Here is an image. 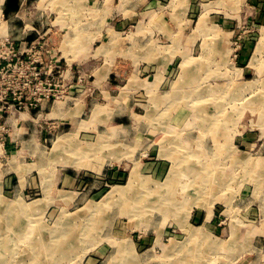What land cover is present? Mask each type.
<instances>
[{"label":"rangeland","instance_id":"374dc122","mask_svg":"<svg viewBox=\"0 0 264 264\" xmlns=\"http://www.w3.org/2000/svg\"><path fill=\"white\" fill-rule=\"evenodd\" d=\"M26 1L17 34L56 32L43 42L80 62L81 81L54 105L25 113L20 147L0 160V220L19 206L20 230L9 235H22L0 264H259L264 0ZM1 25L12 34L15 24ZM57 142L72 152L54 154ZM134 168L141 178L132 186ZM142 194L152 201L144 197L139 217L129 199ZM63 232L79 235L71 255L31 250Z\"/></svg>","mask_w":264,"mask_h":264},{"label":"built area","instance_id":"2783aa9c","mask_svg":"<svg viewBox=\"0 0 264 264\" xmlns=\"http://www.w3.org/2000/svg\"><path fill=\"white\" fill-rule=\"evenodd\" d=\"M18 2V10L6 15L3 12L7 3L5 0L0 15L1 24H15L12 36L8 29L4 32L3 25L0 24L1 161L5 159V155H11L20 147L18 127L24 122L23 114L26 113L31 117L36 115V112L54 105L81 81V73L76 70L80 62H68L57 44L53 48L47 42H43L45 38L55 39L56 32L52 31L51 34L37 32L33 38H30L24 27L20 28L17 34V18H22L20 16L22 11L31 9L26 0H18ZM54 23L55 21H51L52 26ZM46 119L51 120V118ZM52 121L50 125L56 129V122L54 119Z\"/></svg>","mask_w":264,"mask_h":264},{"label":"bare ground","instance_id":"6f19581e","mask_svg":"<svg viewBox=\"0 0 264 264\" xmlns=\"http://www.w3.org/2000/svg\"><path fill=\"white\" fill-rule=\"evenodd\" d=\"M0 1H2V0H0ZM74 1V0H73ZM75 2V1H74ZM1 3H3V1L1 2ZM205 21V20H204ZM203 21V22H204ZM202 22V23H203ZM204 24V23H203ZM196 30V29H195ZM6 31H7V29H6ZM199 33H200V31H199ZM200 34H202V33H200ZM263 44V43H262ZM134 45V44H133ZM140 46V45H139ZM142 47V46H141ZM136 48V47H135ZM140 48V47H139ZM263 51V50H262ZM257 56H259V55H257ZM260 58V57H259ZM186 60H188V59H186ZM255 60V59H254ZM258 60V59H257ZM256 63V62H255ZM254 65V64H253ZM259 65V64H258ZM255 67H258V66H255ZM153 95V94H152ZM182 102V101H181ZM57 103V102H56ZM185 103V102H184ZM60 109V108H59ZM204 109V108H203ZM175 111H180V112H182V109H180V108H176L175 109ZM175 113V112H174ZM24 115V114H23ZM169 115V114H168ZM167 115V116H168ZM215 115H213V117H214ZM213 117H212V119H213ZM190 118H192V117H190ZM213 121V120H212ZM182 124H184V126L185 125H187L188 123H187V121H184V123L182 122L181 123V125ZM161 125V124H160ZM162 125H164V126H162V127H166L167 125H166V123H164L163 124V122H162ZM174 126H176V125H174ZM171 129V128H170ZM171 130H173V129H171ZM173 133V132H172ZM60 139H64V137L63 138H60ZM102 139V138H101ZM164 140H162L164 143H165V141H167V143H170L172 140L170 139H167L166 137L165 138H163ZM175 140H176V142H175ZM174 140V142L177 144V141H179V140H177V138ZM196 140H199L198 138H196ZM103 141V140H102ZM59 142V141H58ZM58 142H57V147H55V149L53 150L54 151V154L55 153H57V152H59V151H61V148H64V151H68V152H72L71 151V149L69 148L68 150L67 149H65L66 148V145H63L62 144V142L61 143H59L58 144ZM67 142H69V140L67 141ZM181 142V141H180ZM172 143V142H171ZM170 143V144H171ZM98 144V143H97ZM184 144V143H183ZM183 144H181L182 146H184ZM102 145H103V143H102ZM56 146V145H55ZM97 146V145H96ZM177 146V145H176ZM72 147H74V146H72ZM164 147V146H163ZM163 147H161V148H163ZM185 147V146H184ZM165 148V147H164ZM187 148V147H186ZM74 149V148H73ZM90 149V148H89ZM177 149H178V147H177ZM185 149V148H184ZM189 149V148H188ZM101 150V149H100ZM167 150H168V147H167ZM75 151L73 150V156H76L75 154L76 153H78L77 151L74 153ZM170 156V155H169ZM79 158V157H78ZM77 159V158H76ZM118 159V158H117ZM77 162V161H76ZM178 162V161H177ZM64 163H65V161H64ZM176 163V162H175ZM66 164V163H65ZM100 164V163H99ZM74 165V164H73ZM174 165V164H173ZM177 165V164H176ZM187 166H189V165H187ZM75 167V166H74ZM174 167V166H173ZM190 167H191V165H190ZM92 168V167H91ZM175 168V167H174ZM180 168V167H179ZM187 169V168H186ZM172 170V169H171ZM179 170V169H178ZM180 171V170H179ZM183 173V172H182ZM182 173L180 172L179 173V175H178V177L180 176V175H182ZM192 173H195V174H197V172L196 171H193L192 170ZM200 173V172H199ZM170 174V173H169ZM184 174V173H183ZM187 174V173H186ZM199 175V174H198ZM213 175V174H212ZM174 176V175H173ZM194 176V175H193ZM130 177V176H129ZM139 177L141 178V176H140V174L137 172V169L136 168H134L133 169V171H132V173H131V177H130V180H131V183H132V186H133V183H134V185L136 184V183H139L140 181V179H139ZM168 177V176H167ZM171 177V176H170ZM215 177V176H214ZM173 178H175V177H173ZM192 178H194L195 179V177H192ZM200 178V177H199ZM172 179V178H171ZM181 179V178H180ZM179 179V180H180ZM212 178L210 177V176H208V177H204V178H200V180H201V182L203 181L204 183H210V180H211ZM218 179V178H217ZM216 179V180H217ZM257 179V178H256ZM167 180H168V178H167ZM176 179H174V181H175ZM197 180V179H196ZM255 180V179H254ZM172 181H173V179H172ZM260 181V180H259ZM177 182V181H176ZM200 182V181H199ZM200 182V183H201ZM216 182V181H215ZM219 182V181H218ZM22 183V182H21ZM129 183V182H128ZM199 183V184H200ZM174 183H172V185H173ZM219 184V183H218ZM253 184H255V185H257L256 183H253ZM146 183L144 182V183H142V184H140V187H145L146 188ZM169 185V184H168ZM179 185V184H178ZM177 185V186H178ZM200 185H202V183L200 184ZM211 185V184H210ZM21 186V185H20ZM131 186V187H132ZM156 186H159V185H156ZM180 186V185H179ZM116 187V186H115ZM129 187H130V185H129ZM204 187V186H203ZM258 187V186H257ZM125 188V187H124ZM135 188V186L133 187V189ZM144 188V189H145ZM152 188V187H151ZM190 188V187H189ZM199 188V187H198ZM210 188V187H209ZM122 189V188H121ZM133 189H130V191L132 192V190ZM147 189H149V188H147ZM173 189V188H172ZM208 189V188H207ZM113 190V189H112ZM117 190V189H116ZM154 190V189H153ZM167 190H171V188H169V189H167ZM176 190H177V188H176ZM123 191H125V189L123 190ZM123 191L121 192V193H119L118 195H120V196H123V200L124 201H127V199L128 198H126V197H124V194H126V193H129V191L128 192H124L123 193ZM163 191V190H162ZM188 191V190H187ZM144 192V191H143ZM171 192H172V190H171ZM170 192V193H171ZM167 193V192H166ZM175 193V192H174ZM197 193V192H196ZM206 193V192H205ZM204 193V194H205ZM152 194V193H151ZM209 194H210V192H209ZM147 195V194H146ZM150 195V194H149ZM167 195V194H166ZM200 195V194H199ZM151 196V195H150ZM175 196V195H174ZM187 196H188V194H187ZM209 196V195H208ZM106 197H108V195L106 196ZM117 197V196H116ZM144 197L146 198L145 199V202H151L152 200V198H150V197H147V196H145V195H140V196H136V197H134V198H131V199H129V203H130V201L132 202V206H131V209H132V212L133 211H136L135 213H137V215L140 217H142V214H143V212L145 211V210H147V209H144L145 207H143V205L141 204L143 201H144ZM152 197V196H151ZM165 197V196H164ZM163 197V198H164ZM189 197V196H188ZM199 197V196H198ZM194 198V197H193ZM192 198V199H193ZM202 198H204V197H202ZM211 198V197H210ZM107 199V198H106ZM108 199H109V197H108ZM107 199V200H108ZM122 199V198H121ZM120 199V200H121ZM170 199V198H169ZM133 200V201H132ZM143 200V201H142ZM173 200V199H172ZM202 200V199H201ZM41 201H43V200H41ZM161 201H163V199L161 198V200H160V202ZM191 201V200H190ZM2 202V201H1ZM201 202V201H200ZM3 203V202H2ZM37 203H40V202H35V203H33L32 205H36ZM98 203H100V202H98ZM182 203V202H181ZM209 203V202H208ZM10 204V203H9ZM14 204H16V203H14ZM95 204V203H94ZM117 204V203H116ZM123 204H124V202H123ZM162 204H163V202H162ZM99 205V204H98ZM106 205H108V204H106ZM105 205V206H106ZM180 205H182V204H180ZM202 205V204H201ZM8 206H10V205H8ZM23 206V205H22ZM117 206V205H116ZM4 207H6V206H4ZM18 207L19 206H16V207H12L11 209H5L4 211H6V212H8V215L6 216L7 217V219H6V223H3V221L4 220H0V226H4L3 224H6L3 228H0V234H2V236L0 237V263H3V262H5V260H7L6 258H8L7 257V255L10 253V254H13V253H15V250L17 249V248H14V246H15V244H14V241L17 239H22V238H20L19 236H21L22 237V235L21 234H19V236H16L15 238L14 237H11L12 235H9V233H12V232H14V233H16L18 230L17 229H19L18 228V226H21V224H13V220H15V221H17V223H18V219L20 218L19 216V218H17V212H18ZM94 207V206H93ZM109 207V205L107 206V208ZM112 207V206H111ZM157 207H158V205H157ZM8 208V207H7ZM35 208H36V206L35 207H30V206H23V208H22V210L23 211H25L24 213H26V211L28 212V213H31V212H34L35 211ZM97 208V207H96ZM106 208V209H107ZM115 208V207H114ZM173 208H175V207H173ZM183 208V207H182ZM181 208V209H182ZM186 208V207H185ZM188 208V207H187ZM2 209H3V206H2ZM39 209V208H38ZM41 209V208H40ZM83 209V208H82ZM88 209V208H87ZM109 209H110V207H109ZM129 209V208H128ZM143 209H144V211H143ZM153 209H155V208H153ZM91 210V209H90ZM97 210V209H96ZM152 210V209H151ZM156 210H157V208H156ZM158 210H160V208L158 207ZM143 211V212H142ZM188 211V210H187ZM147 212V211H146ZM146 212H145V214H146ZM182 212V211H181ZM185 212V211H184ZM5 213V212H4ZM12 213V214H11ZM105 213V212H104ZM186 213H188V212H186ZM19 214H20V212H19ZM100 214V213H99ZM128 214H130V213H128ZM173 214V213H172ZM189 214V213H188ZM188 214H187V216H188ZM3 215V214H2ZM146 215H148V214H146ZM165 215V214H164ZM91 216V215H90ZM174 216V215H173ZM22 217V216H21ZM129 217V216H128ZM182 217H183V215H182ZM181 217V218H182ZM117 218V217H116ZM115 218V219H116ZM0 219H3V216H1L0 217ZM80 219V218H79ZM84 219V218H83ZM90 219H91V217H90ZM147 219V218H146ZM149 219V218H148ZM147 219V220H148ZM8 220V221H7ZM111 220V219H110ZM76 221H77V219H76ZM86 221H87V219H86ZM97 222V221H96ZM95 222V223H96ZM103 222V221H102ZM102 222H101V224H102ZM184 222V221H183ZM93 223V222H92ZM103 223H106V222H103ZM115 223V222H114ZM69 224V223H68ZM97 224V223H96ZM98 224H100V222L98 223ZM111 224V223H110ZM181 224V223H180ZM184 224V223H183ZM86 225V224H85ZM107 225H109V224H107ZM114 224H112V226H113ZM185 225V224H184ZM83 226V225H82ZM81 226V227H82ZM90 226H91V224H90ZM111 226V225H110ZM112 226H111V228H112ZM64 228V227H63ZM88 228H89V226H88ZM95 228V227H94ZM84 229V228H83ZM95 229H97V227L95 228ZM106 229V228H105ZM20 230V229H19ZM84 231V230H83ZM87 231H88V229H87ZM42 232H43V230H42ZM82 232V231H81ZM103 232V231H102ZM4 233V234H3ZM64 233V232H63ZM84 233V232H83ZM24 234V233H23ZM25 234H26V232H25ZM42 234V233H41ZM68 234V233H67ZM66 233H64L62 236L60 235L59 236V239H58V242L56 243V244H54L53 245V243L52 242H47V241H45V238L43 239V241H42V239H41V244H35V243H32V244H30L31 245V247H32V249L31 250H34V253L35 252H37V256H39V255H41L40 253L41 252H39L40 250V248H42V250H46V249H49V248H51V249H49V250H46L47 251V255H62L63 257L64 256H69V255H71L72 254V252L74 251V245H76L77 244V241H74V240H76V239H78L79 238V235H77L76 233H74V232H72L71 234H70V237H69V235H67ZM81 234V233H80ZM87 234H88V232H87ZM86 234V235H87ZM74 235H75V238H74ZM85 235V236H86ZM30 236V235H29ZM84 236V237H85ZM89 236V235H88ZM42 237H44V236H42ZM56 237V236H55ZM77 237V238H76ZM92 237L93 236H91V240H92ZM39 238V237H38ZM71 238H74V239H71ZM105 238V237H104ZM116 238V237H115ZM25 239H27V237L25 238ZM55 239V238H54ZM80 239V238H79ZM102 238H100L99 240H101ZM37 240V239H36ZM35 240V241H36ZM26 241V240H25ZM28 241H29V239H28ZM93 241V240H92ZM92 241H91V243H92ZM119 241V240H118ZM95 242V241H94ZM27 243V242H26ZM30 243V242H29ZM97 243H101V242H97ZM115 243H117L116 241H115ZM83 244V243H82ZM87 245H88V243H87ZM89 245H91L90 243H89ZM93 245V244H92ZM115 245H117V244H115ZM20 245L18 244V245H16V247H19ZM129 246V245H128ZM94 247V246H93ZM115 247V246H114ZM129 247H131V246H129ZM215 247V246H214ZM124 248V247H123ZM37 249V250H36ZM90 249V248H89ZM125 249V248H124ZM30 250V251H31ZM128 250H132L131 248L130 249H128ZM120 251V250H119ZM122 252V251H121ZM130 253V252H129ZM128 253V254H129ZM26 254V253H25ZM44 254V253H43ZM119 254V253H118ZM135 254V253H134ZM119 255H121V254H119ZM125 255V254H124ZM131 255V254H130ZM36 256V257H37ZM117 256V255H116ZM11 257V256H10ZM112 257V256H111ZM131 257L133 258V256L131 255ZM128 258V257H127ZM136 258V257H135ZM112 259V258H111ZM116 259V258H115ZM119 259V258H118ZM124 259V258H123ZM134 259V258H133ZM80 261V260H79ZM113 261V260H112ZM127 261V260H126ZM130 262V261H129ZM23 264V263H22Z\"/></svg>","mask_w":264,"mask_h":264},{"label":"trees","instance_id":"16d2710c","mask_svg":"<svg viewBox=\"0 0 264 264\" xmlns=\"http://www.w3.org/2000/svg\"><path fill=\"white\" fill-rule=\"evenodd\" d=\"M5 14L10 15L18 10L19 2L18 0H6Z\"/></svg>","mask_w":264,"mask_h":264},{"label":"crops","instance_id":"0c3cea01","mask_svg":"<svg viewBox=\"0 0 264 264\" xmlns=\"http://www.w3.org/2000/svg\"><path fill=\"white\" fill-rule=\"evenodd\" d=\"M250 264H254V261L251 262ZM259 264H264V258L262 260L259 261Z\"/></svg>","mask_w":264,"mask_h":264}]
</instances>
